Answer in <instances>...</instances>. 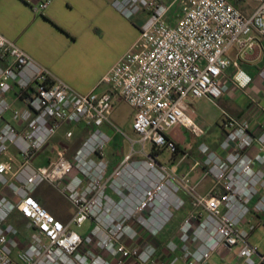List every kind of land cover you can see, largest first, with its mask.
Here are the masks:
<instances>
[{
  "label": "built area",
  "instance_id": "1",
  "mask_svg": "<svg viewBox=\"0 0 264 264\" xmlns=\"http://www.w3.org/2000/svg\"><path fill=\"white\" fill-rule=\"evenodd\" d=\"M257 1L245 16L229 0H174L183 9L171 25L169 7L156 0H115L124 17H148L138 43L86 94L0 33V264H210L222 247H240L237 264H264L249 242L264 228V124L255 130L248 117L222 112L217 150L199 142L188 169L181 167L189 153L170 136L180 127L205 138L188 101L220 99L228 68L237 70V88L251 84L239 60L264 40V0ZM49 4L38 0L37 11ZM119 103L133 110L134 139L111 121ZM258 109L254 102L251 111ZM79 124L87 130L80 145L32 165L62 128ZM117 134L131 151L111 167L106 149ZM73 136L64 132L65 141ZM43 186L68 202V217L43 206ZM179 218L162 246L160 236Z\"/></svg>",
  "mask_w": 264,
  "mask_h": 264
},
{
  "label": "crops",
  "instance_id": "2",
  "mask_svg": "<svg viewBox=\"0 0 264 264\" xmlns=\"http://www.w3.org/2000/svg\"><path fill=\"white\" fill-rule=\"evenodd\" d=\"M114 1L50 0L47 9L39 12L37 11L38 0H0V33L14 41L38 64L47 68L57 78L78 92L86 94L100 82L126 52L138 43L140 27L148 17L145 12H140L130 19L126 18L113 8ZM156 1L169 7L166 15L168 23L177 24L182 15L183 4L174 2V0ZM229 1L233 2V0ZM233 4L243 15L248 16L256 8L258 1L235 0ZM228 56L234 58L235 50H230ZM72 64H76L81 70L73 72ZM239 68L252 78V82L245 90H240L235 86L233 80L237 70L233 67L228 68L222 83L228 87L227 92H230L233 97L230 98V109L226 111L223 109L222 112L225 111L234 117H248L252 128L257 130L260 124H264V109L259 102L252 99L251 95L246 94V91L259 90L262 92L264 90V80L260 77V72L264 68V40H260L254 51L239 60ZM104 89L105 86H102L99 91ZM241 93L246 95L244 101H239L235 97ZM196 101L204 103L212 100L209 98L190 99L189 106L196 104ZM254 102L259 104V109L251 111ZM22 105L20 101L15 102V106L18 108ZM194 122L198 124L197 121ZM220 122L218 123L219 127ZM66 130H71L74 134L69 142L64 139ZM86 134L87 130L82 124L67 126L58 132L51 145H56L58 149L67 146L73 150L80 145ZM173 136L178 135L174 132ZM173 136L171 137L173 138ZM173 139L175 140V138ZM175 142L180 144V140H175ZM218 143L214 147L213 143L209 146L217 150ZM118 154L120 156H107L111 167L116 166L122 159V155L119 152ZM190 166L189 161L183 169H188ZM199 174V171L192 173L193 181H197ZM208 187L201 193L204 194ZM180 220L179 218L173 222L169 229L160 236L159 240L162 246L174 235ZM224 250V247L220 248L212 258Z\"/></svg>",
  "mask_w": 264,
  "mask_h": 264
},
{
  "label": "rangeland",
  "instance_id": "3",
  "mask_svg": "<svg viewBox=\"0 0 264 264\" xmlns=\"http://www.w3.org/2000/svg\"><path fill=\"white\" fill-rule=\"evenodd\" d=\"M73 65V64H72ZM78 66L73 65V72H78ZM246 94L251 95L254 101L259 102L260 106L264 109V90L262 92L258 91H246ZM223 96V95H222ZM244 93L238 94L235 96L238 98L239 101H244L246 99ZM231 97L233 95L230 92L225 93V95L216 101H196V104L189 106L190 109L187 114L188 116L197 121L199 125L203 126L206 129V136L204 139L199 140L194 138L191 133L183 131L179 127L174 128L170 132V135L173 136L174 132L178 136H173L175 140H180L179 144V151L182 154L183 152L189 153V159L185 161L181 168H184V165L190 161V164L194 161V159H198V154L196 152L197 146L199 142L204 141L208 145L213 143V147L216 146L221 139V130L218 126V123L221 120V113L223 109L229 110L231 104ZM132 115L133 110L125 103L117 104L114 112L111 116L112 123L122 132H124L130 139L135 138V134L132 131ZM202 121V124H200ZM111 135V133H109ZM63 145V144H62ZM77 145V143H76ZM75 145V146H76ZM58 147L52 144L45 150H42L36 159L34 160L33 164L35 167L46 165L49 161H52L56 157ZM118 151L122 157L127 156L131 151L130 142L126 139L120 137V135H116L112 141V144L106 149V154L108 157H112L114 155L120 156ZM164 157L167 158L169 155L167 153L164 154ZM182 171V170H181ZM210 184V180L207 179L204 183L201 184L199 190L204 192V189L208 187ZM41 195L44 197V204L46 209L54 214L56 217L65 219L71 213L70 205L66 200L60 197L56 192L50 189L47 186H43L40 190ZM86 226L82 230H78L79 232L85 230ZM249 242L258 247L261 253L264 252V228L258 227L256 232L252 234L249 239ZM224 252L215 255L211 260L210 264H237L239 262L238 259V252L240 247L234 248H224ZM216 253V252H215ZM214 253V254H215ZM222 258V260H221ZM176 264H184L183 262L179 261Z\"/></svg>",
  "mask_w": 264,
  "mask_h": 264
},
{
  "label": "trees",
  "instance_id": "4",
  "mask_svg": "<svg viewBox=\"0 0 264 264\" xmlns=\"http://www.w3.org/2000/svg\"><path fill=\"white\" fill-rule=\"evenodd\" d=\"M177 145H178V147H179V144H177ZM40 202H41V203L43 204V206L45 207V204H44V202H43V201H41V200H40Z\"/></svg>",
  "mask_w": 264,
  "mask_h": 264
}]
</instances>
